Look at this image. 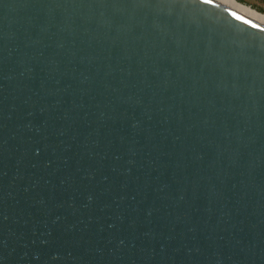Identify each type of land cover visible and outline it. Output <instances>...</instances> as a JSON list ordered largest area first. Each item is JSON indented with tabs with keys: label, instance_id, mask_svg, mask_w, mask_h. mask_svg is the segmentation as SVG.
I'll return each mask as SVG.
<instances>
[{
	"label": "water",
	"instance_id": "95a60500",
	"mask_svg": "<svg viewBox=\"0 0 264 264\" xmlns=\"http://www.w3.org/2000/svg\"><path fill=\"white\" fill-rule=\"evenodd\" d=\"M0 264H264V26L0 0Z\"/></svg>",
	"mask_w": 264,
	"mask_h": 264
},
{
	"label": "bare ground",
	"instance_id": "6f19581e",
	"mask_svg": "<svg viewBox=\"0 0 264 264\" xmlns=\"http://www.w3.org/2000/svg\"><path fill=\"white\" fill-rule=\"evenodd\" d=\"M225 8L232 10L262 26H264V14L259 13L250 7L237 2L236 0H212Z\"/></svg>",
	"mask_w": 264,
	"mask_h": 264
},
{
	"label": "rangeland",
	"instance_id": "374dc122",
	"mask_svg": "<svg viewBox=\"0 0 264 264\" xmlns=\"http://www.w3.org/2000/svg\"><path fill=\"white\" fill-rule=\"evenodd\" d=\"M236 1L250 7L251 9L257 12H259V9H260L262 12H259V13L264 14L263 12L264 11V0H236Z\"/></svg>",
	"mask_w": 264,
	"mask_h": 264
},
{
	"label": "snow or ice",
	"instance_id": "6c2138e0",
	"mask_svg": "<svg viewBox=\"0 0 264 264\" xmlns=\"http://www.w3.org/2000/svg\"><path fill=\"white\" fill-rule=\"evenodd\" d=\"M206 2H211V0H206Z\"/></svg>",
	"mask_w": 264,
	"mask_h": 264
},
{
	"label": "trees",
	"instance_id": "16d2710c",
	"mask_svg": "<svg viewBox=\"0 0 264 264\" xmlns=\"http://www.w3.org/2000/svg\"><path fill=\"white\" fill-rule=\"evenodd\" d=\"M259 12H262L260 9H259ZM264 12V11H263Z\"/></svg>",
	"mask_w": 264,
	"mask_h": 264
}]
</instances>
